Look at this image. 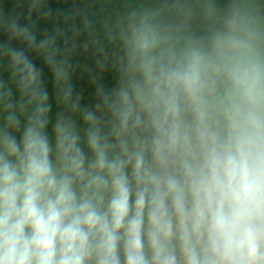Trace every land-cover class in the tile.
Returning a JSON list of instances; mask_svg holds the SVG:
<instances>
[{
    "label": "clouds",
    "instance_id": "1",
    "mask_svg": "<svg viewBox=\"0 0 264 264\" xmlns=\"http://www.w3.org/2000/svg\"><path fill=\"white\" fill-rule=\"evenodd\" d=\"M43 2L29 0L27 23L0 20V264H264L256 0L207 4L202 29L191 10L179 23L131 10L109 33L118 54L99 49L92 103L74 89L59 31L38 36ZM29 52L51 73L54 120Z\"/></svg>",
    "mask_w": 264,
    "mask_h": 264
},
{
    "label": "trees",
    "instance_id": "2",
    "mask_svg": "<svg viewBox=\"0 0 264 264\" xmlns=\"http://www.w3.org/2000/svg\"><path fill=\"white\" fill-rule=\"evenodd\" d=\"M229 2L230 0H44L40 11L41 13L50 11L51 15L45 17L33 12L31 19L37 23L38 36L45 30L59 31L60 37L57 42L61 48L69 49V60L72 65L71 82L74 89L83 94L82 103H92L94 102V86L90 83V75L99 71L97 61L103 56L99 49L103 48L110 58L119 52L118 44L109 39L110 32L118 31L115 27L118 19L126 17L134 9H150L159 12L157 18L160 21L179 23L191 10L189 22L194 28L202 29L208 23L205 6L211 3L218 13H223ZM256 2L260 14L264 16V0H256ZM5 5L6 0H0V9H3ZM22 6L30 9L29 0L25 2L14 0L12 3L14 8ZM27 17L28 15L21 17L20 22H29ZM0 32L3 33L4 29L0 28ZM4 42L8 41L0 40V43ZM10 43L14 44L12 41ZM85 43L88 44L87 50L83 47ZM73 45H76L74 50ZM29 55L38 67L44 68V77L48 83L50 96H52L51 115L54 120L55 113L60 106L56 104L54 95H52L54 90L51 73L44 67L39 55L34 52H29ZM3 63L6 66L7 60L5 59ZM2 74L7 79V73ZM102 79L107 87L114 86L115 76L111 59L108 61L107 70L103 72ZM48 130L51 133V125Z\"/></svg>",
    "mask_w": 264,
    "mask_h": 264
},
{
    "label": "rangeland",
    "instance_id": "3",
    "mask_svg": "<svg viewBox=\"0 0 264 264\" xmlns=\"http://www.w3.org/2000/svg\"><path fill=\"white\" fill-rule=\"evenodd\" d=\"M21 2H25L27 0H19ZM12 3H14V0H6V5L5 7L2 9H0V20H7L12 16H19L20 18L23 16L28 15L29 13V9H25L26 6H22L21 8H14L12 7ZM19 4V3H17ZM21 6V5H20ZM37 14V13H36ZM8 33L4 30V32H0V40L3 41H8ZM12 42L14 43L13 46L15 47H20V45L23 47L24 44L21 41H17V40H12ZM26 48V46H24ZM96 64V63H94ZM94 67V65H93ZM91 68V67H90ZM88 78V77H86Z\"/></svg>",
    "mask_w": 264,
    "mask_h": 264
}]
</instances>
